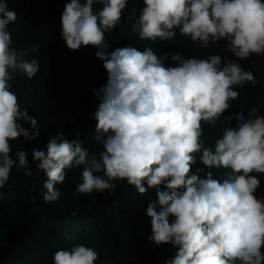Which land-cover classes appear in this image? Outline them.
<instances>
[{
	"label": "clouds",
	"instance_id": "clouds-1",
	"mask_svg": "<svg viewBox=\"0 0 264 264\" xmlns=\"http://www.w3.org/2000/svg\"><path fill=\"white\" fill-rule=\"evenodd\" d=\"M128 3L64 4L66 46L97 48L95 57L107 72V83L93 89L94 139L102 150L90 154L79 139L69 141L63 133L49 139L46 150L33 148L32 162L47 177L44 201L59 199L56 185L73 168H82L78 194L112 192L118 181L140 194L154 188L157 199L146 209L149 241L176 249L165 264H264V197L255 195L264 175V115L253 107L247 115L225 117L236 125L215 141L214 151L201 141L203 124H216L239 98L237 89L256 85L254 73L237 60H250V65L251 56H264V0H142L143 6L133 7L126 19L133 21L131 31L143 51L126 46L109 52L105 33L122 23ZM16 20L7 0H0V189L14 167L32 175L25 149L16 150L13 159V141L40 136L38 121L21 108L12 80L34 78L42 51L33 44L14 45L9 26ZM220 41L237 60L216 54L212 45ZM197 154L209 169L203 178V169L192 172ZM221 167L220 180L211 169ZM98 259L92 247L75 244L57 251L54 264H95Z\"/></svg>",
	"mask_w": 264,
	"mask_h": 264
},
{
	"label": "trees",
	"instance_id": "trees-1",
	"mask_svg": "<svg viewBox=\"0 0 264 264\" xmlns=\"http://www.w3.org/2000/svg\"><path fill=\"white\" fill-rule=\"evenodd\" d=\"M7 2L9 9L17 14L16 22L9 26L14 45L33 44L42 51L37 56L40 68L34 78L21 83L12 80L21 108L26 107L37 119L40 136L31 142H25L22 137L13 141V159L16 150L25 149L32 175L25 176V169L14 167L9 182L0 189L5 194L0 200V264H54L57 251L68 250L75 244L96 250L99 259L95 264H165L174 257L176 249L170 244L156 246L149 241L151 218L146 209L157 199L154 188L140 194L135 186L118 181L112 192L78 194L75 189L81 182L82 168H73L67 171L65 181L56 185L59 199L51 203L44 201L47 190L43 183L47 177L37 168L38 162H32V150H46L47 141L63 133L65 139H79L90 154L98 155L102 145L94 139L97 101L93 89L107 83V72L103 61L95 57L97 48L82 46L79 50H70L62 39L61 15L64 4L70 0ZM142 6V0H136V3L129 0L122 23L112 32L105 33L109 45L107 51L126 46L143 51L142 41L131 31L133 21L126 19L133 7L139 10ZM100 8L98 6L94 11ZM145 44L149 46L148 42ZM223 45L226 42L220 41L213 44L212 49L222 58L237 60L226 53ZM250 58H253L250 65L246 64L250 60L237 62L254 73L256 85L238 88L239 98L232 101L216 124H203L201 141L212 151L224 131L236 125L235 119L227 123L225 117L241 111L247 115L253 107L259 108L260 114L264 115V56ZM23 126L31 127L29 124ZM200 155L197 154L192 172L203 169L200 173L203 178L209 169L200 162ZM211 171L214 178L221 180L223 167ZM259 179L261 185L255 195L264 197V175ZM144 186L148 187L146 183ZM8 197H11L10 201Z\"/></svg>",
	"mask_w": 264,
	"mask_h": 264
}]
</instances>
